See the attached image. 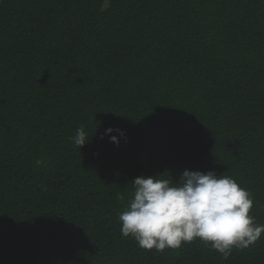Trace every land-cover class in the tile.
Wrapping results in <instances>:
<instances>
[{
    "label": "trees",
    "instance_id": "obj_1",
    "mask_svg": "<svg viewBox=\"0 0 264 264\" xmlns=\"http://www.w3.org/2000/svg\"><path fill=\"white\" fill-rule=\"evenodd\" d=\"M184 170L264 224V0H0V264H264V234L227 260L121 234L132 181Z\"/></svg>",
    "mask_w": 264,
    "mask_h": 264
},
{
    "label": "clouds",
    "instance_id": "obj_2",
    "mask_svg": "<svg viewBox=\"0 0 264 264\" xmlns=\"http://www.w3.org/2000/svg\"><path fill=\"white\" fill-rule=\"evenodd\" d=\"M105 136L119 146L126 132L109 127L101 139ZM72 140L80 149L91 141L83 127ZM132 187L118 217L120 232L142 249L163 252L199 239L227 260L234 249H246L264 234V224L251 215V194L230 176L184 170L178 180L142 175Z\"/></svg>",
    "mask_w": 264,
    "mask_h": 264
}]
</instances>
